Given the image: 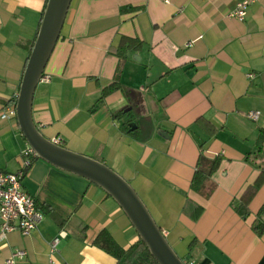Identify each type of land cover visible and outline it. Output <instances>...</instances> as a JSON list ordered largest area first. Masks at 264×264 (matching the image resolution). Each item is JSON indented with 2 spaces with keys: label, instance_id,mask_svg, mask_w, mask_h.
<instances>
[{
  "label": "crops",
  "instance_id": "crops-1",
  "mask_svg": "<svg viewBox=\"0 0 264 264\" xmlns=\"http://www.w3.org/2000/svg\"><path fill=\"white\" fill-rule=\"evenodd\" d=\"M238 1L71 0L32 99L41 133L126 179L176 253L193 264H264V230L253 228L264 224L263 176L247 216L236 211L264 172V0H254L243 21L227 16ZM46 3L0 0V113L15 106ZM122 37L142 45L126 54L124 87L107 90ZM252 111L257 119L248 117ZM28 147L16 117L0 118V169L19 170ZM201 154L220 158L208 196L191 188ZM22 188L44 218L28 235L14 230L0 239V264L16 249L26 252L16 264H117L97 236L106 231L124 249L137 239L103 189L41 158Z\"/></svg>",
  "mask_w": 264,
  "mask_h": 264
},
{
  "label": "water",
  "instance_id": "water-1",
  "mask_svg": "<svg viewBox=\"0 0 264 264\" xmlns=\"http://www.w3.org/2000/svg\"><path fill=\"white\" fill-rule=\"evenodd\" d=\"M70 3L71 0H47L16 98V119L20 130L38 158L90 181L111 196L158 264H185L126 179L105 163L47 139L32 119L33 94L59 38Z\"/></svg>",
  "mask_w": 264,
  "mask_h": 264
},
{
  "label": "built area",
  "instance_id": "built-area-1",
  "mask_svg": "<svg viewBox=\"0 0 264 264\" xmlns=\"http://www.w3.org/2000/svg\"><path fill=\"white\" fill-rule=\"evenodd\" d=\"M254 0H239L235 8L228 13V17L240 21L245 20L248 9ZM249 73V77H253ZM42 79V78H41ZM258 111L248 113L251 119H257ZM16 117L15 106H6L0 113V118L6 119ZM54 143L59 144L60 138H55ZM36 157L31 147H28L22 154L21 168L15 172H8L0 169V239H5L6 235L14 230L20 231L23 235L30 234L37 229L43 221L44 213L36 202V199L25 192L22 188V180ZM163 232V231H162ZM165 236V232H163ZM65 237V232L61 231L55 236L50 244V253L58 251V245L61 238ZM26 252L22 249L13 250L10 256L5 260V264H16L18 260L23 259ZM185 264H193L191 260H183Z\"/></svg>",
  "mask_w": 264,
  "mask_h": 264
},
{
  "label": "trees",
  "instance_id": "trees-1",
  "mask_svg": "<svg viewBox=\"0 0 264 264\" xmlns=\"http://www.w3.org/2000/svg\"><path fill=\"white\" fill-rule=\"evenodd\" d=\"M141 45L142 44L138 39L129 37L121 38L119 44L116 46V48L113 49V52L120 57L119 65L116 72V78L107 90L118 87H124L119 82V76L123 68V63L126 60V54L131 50L139 49ZM14 104H16V98L14 100ZM114 115L118 117L119 115H121V112H116ZM124 127L127 131H133L134 134L138 133L136 130V124H134L133 122L125 123ZM133 127L134 130H132ZM263 140L264 132H262L259 136L258 144L261 145ZM219 166L220 158H209L201 154L198 158L196 170L191 180L192 190L196 192H201L208 196L214 189L212 176L219 169ZM262 176L264 177V172L263 174H261V176L258 178L254 185L247 188V190L243 194L242 201L239 205L236 206V211L242 216H247L249 212L248 202L250 201L255 191L258 189L262 180ZM188 206H190L189 200L185 205V209ZM200 210L201 209L198 208L197 214L200 212ZM262 214H264V204L258 213V219L261 218ZM253 228L258 234H262L264 230V224L261 221L257 220L253 224ZM95 244L98 245L100 248L104 249L109 254L113 255L117 259V264H158L156 260L150 255L148 249L146 248L144 243L139 239L138 236L136 241L131 246H129V248L124 249L115 243V241L108 232L102 231L97 236Z\"/></svg>",
  "mask_w": 264,
  "mask_h": 264
}]
</instances>
